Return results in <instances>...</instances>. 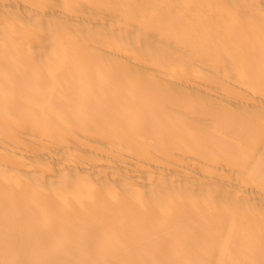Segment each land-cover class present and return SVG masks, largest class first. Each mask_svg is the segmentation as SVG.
<instances>
[{
    "label": "bare ground",
    "instance_id": "obj_1",
    "mask_svg": "<svg viewBox=\"0 0 264 264\" xmlns=\"http://www.w3.org/2000/svg\"><path fill=\"white\" fill-rule=\"evenodd\" d=\"M0 264H264V0H0Z\"/></svg>",
    "mask_w": 264,
    "mask_h": 264
}]
</instances>
